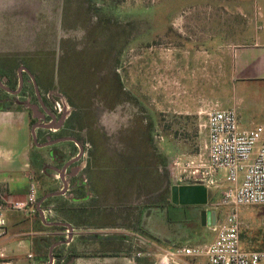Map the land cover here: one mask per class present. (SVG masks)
I'll return each instance as SVG.
<instances>
[{
    "label": "rangeland",
    "instance_id": "1",
    "mask_svg": "<svg viewBox=\"0 0 264 264\" xmlns=\"http://www.w3.org/2000/svg\"><path fill=\"white\" fill-rule=\"evenodd\" d=\"M239 3L0 0V71L15 80L21 65L37 64L30 70L45 76V82L40 79L44 95L49 89L61 110L72 112L64 130L48 134L74 136L83 146L84 155L75 165L81 171L73 176L74 170L67 180L71 185L82 181L87 197L76 188L81 193L72 195V189L44 204L52 207L49 221L72 228L71 240L61 246L65 256L77 257L67 264H153L155 257L136 254L214 240L211 216L222 223L231 211L230 206L216 207L224 172L207 189L205 205L174 203L170 189L178 183L172 161L181 156L194 164L206 159L204 123L215 109L233 108L241 129L264 131V81L236 82L230 58L232 40H248L251 33L222 31L226 25L247 22V17L233 14ZM99 9L117 23L98 22ZM18 100L22 103L6 107L30 121L25 101L20 96ZM1 120L12 124L16 118ZM25 137L5 132L4 138L11 139H2L1 147L17 150ZM54 148L65 160L74 153L68 141L30 148L37 198L58 187L41 173L42 163L52 165L48 153ZM45 170L51 173L47 166ZM6 183L0 186L7 221L0 248L8 246V251H0V264H36L37 250L43 252L57 238V230L36 231V216L13 211L3 202ZM202 212L206 225L201 223ZM238 214L240 248L264 251V206L241 208Z\"/></svg>",
    "mask_w": 264,
    "mask_h": 264
},
{
    "label": "built area",
    "instance_id": "2",
    "mask_svg": "<svg viewBox=\"0 0 264 264\" xmlns=\"http://www.w3.org/2000/svg\"><path fill=\"white\" fill-rule=\"evenodd\" d=\"M204 129L206 159L194 164V161H188L183 156L176 157L172 161L175 181L178 184L189 181L208 189L219 181L216 179L218 173L224 172L225 185L216 207L230 206L229 215L224 222L217 223L216 220V224L209 228L215 234L209 244L174 249L155 247V252L137 253L136 257H155L153 264H262L264 251L240 248L238 211L251 206H264V131L261 127L241 129L233 108L208 112ZM8 206L29 217L38 214L34 183L30 182L23 201ZM39 208L43 220L49 222L51 207ZM3 213L0 206V238L6 234L7 222ZM64 233L66 237L69 234L67 229ZM27 257L31 258L32 255L28 254Z\"/></svg>",
    "mask_w": 264,
    "mask_h": 264
},
{
    "label": "crops",
    "instance_id": "3",
    "mask_svg": "<svg viewBox=\"0 0 264 264\" xmlns=\"http://www.w3.org/2000/svg\"><path fill=\"white\" fill-rule=\"evenodd\" d=\"M239 2L234 7L233 10L235 11L233 14L247 17V22L229 24L222 30L223 32L228 30L234 33H251L250 39L248 40H232L233 49L230 58L233 66L234 79L236 82H239V80L252 82L264 81V0H239ZM9 116L16 118V120L12 124L10 122L8 123L7 120L5 122L1 120L0 143L2 139H11L4 138L5 132L9 134L19 132L26 137L23 139L21 147L14 151L9 148L4 149L0 144V186L4 182H7V185L4 186L6 187V194L1 199L8 205L23 201L27 196L28 186L32 181L31 170L29 169L31 139L27 119L23 118V113L0 111V117ZM221 181H224V179H221ZM23 188L26 189L25 193L21 192ZM49 192L45 193L44 196L49 194ZM85 192L87 194L88 191L85 189ZM86 194L84 199L87 197ZM56 223H61V221H57ZM45 226L48 227V225ZM54 234L57 238L65 236L64 231L61 230L55 231ZM4 250L8 251V246H2L0 248L1 252Z\"/></svg>",
    "mask_w": 264,
    "mask_h": 264
},
{
    "label": "flooded vegetation",
    "instance_id": "4",
    "mask_svg": "<svg viewBox=\"0 0 264 264\" xmlns=\"http://www.w3.org/2000/svg\"><path fill=\"white\" fill-rule=\"evenodd\" d=\"M28 65H29L28 67L27 66L24 67L21 65L18 68L15 80L11 79L10 75H8L6 72L0 71V111H3V112L9 111V108L6 107L8 105L12 106L13 104H16V105H18L19 103L21 104L22 101L18 100L19 96L25 101V103L22 105H25L26 108L29 110L30 118H31L30 120L31 122L27 120L29 135L31 139L30 148L34 147L36 149H44V148L53 147V146L61 144V142H64V141H61V139H73V140H69L68 142L70 143L72 150H74V153L68 154L69 156L65 160L64 155L61 154V152L58 149H55V148L51 149L48 155H49L50 162L52 165L48 166V164L45 165V163H42L41 173L45 174V176H49L51 179L57 182L56 185L58 187L54 188V190H51L49 194L61 193L62 191H64V189H65V192L63 195H66V193L72 189H73L72 195L81 193L79 191L85 190L84 187L82 186L84 184L82 183V181H77V183L71 185L69 184L67 180V177L69 178L70 174L74 173L73 172L74 170H75V173L73 174V176H77L79 171H81L80 168L77 171L75 169L76 168L75 165L78 164L79 161H81L84 155V152L82 149L83 146H82V143L80 142L81 140H79L78 138L74 136L61 138L59 134L54 137L48 134V132H51V134H53L55 132L61 131L62 129L64 130L66 128V121L71 117L72 112L67 113L66 110L64 111L61 110L59 102H54L52 96L49 93L50 91L48 88H47L48 93L44 95V93L42 92L41 86H40L41 85L40 82L42 81L45 82L44 81L45 79L44 80L42 79V78H45V76L38 77L36 73L30 70L32 66L38 67L37 64L32 65L31 62L29 61ZM40 79H42V81ZM8 96H10V98ZM48 100H51L54 105L49 106ZM14 112L18 113V111H14ZM44 131H46L47 133L43 134ZM32 134L36 139V144L32 140L33 139ZM40 136H42L41 139H44V141L39 143L38 141L40 139ZM30 157H31V151L29 152V159ZM63 160L65 161L63 162ZM36 164L38 165L39 162H37ZM30 166L32 167L34 166V163L32 162V160L30 161ZM45 166H47L48 169L51 171L49 175L46 174ZM67 170H68V173H67ZM81 179L82 178L80 176V180ZM178 186L179 184L173 187H178ZM76 188H78L79 191ZM171 189H170V200L172 198ZM57 196L61 197V194ZM57 196H54V197H57ZM38 201L40 200H38L37 198V203ZM207 201H208V198H207ZM43 202L40 204L41 208L44 207ZM47 207H51V206H46L44 208H47ZM51 212H53L52 207H51ZM46 223L51 224L53 222L49 221ZM67 237L64 236L65 240H67ZM57 243H59V245L61 246V240ZM58 249L60 250V254L56 257H53L52 252H51L52 261L50 264H61L62 261H65V260L67 261L68 256H65V252L63 253V256H62L63 258L61 261V248L58 247ZM48 262H49V257L44 263H41V264H48Z\"/></svg>",
    "mask_w": 264,
    "mask_h": 264
},
{
    "label": "water",
    "instance_id": "5",
    "mask_svg": "<svg viewBox=\"0 0 264 264\" xmlns=\"http://www.w3.org/2000/svg\"><path fill=\"white\" fill-rule=\"evenodd\" d=\"M33 142L36 144V139L33 136ZM69 140H73V139H61V141H69ZM65 192L62 191L61 193H52V194H47L45 195L38 203H37V212H38V216L40 218V221L42 223H44L45 225L48 226H63L64 228L67 229L68 234V239L65 240L64 242H61V245H66L68 244V242L71 240V236H72V228L69 224L67 223H46L43 220V215L42 212L40 211V204L47 198H51L57 195H63ZM171 201L174 203H180V204H184V205H194V206H201V205H205L207 203V198H208V191L206 189V187H204L201 184H193L192 182L189 181H183L179 184L178 187H173L171 189ZM201 223L202 225H206V215L204 212L201 213ZM216 224V217L215 214H213L211 216V226H214ZM59 245V243H56L55 245H52L51 248L49 249V262L48 264L51 263L52 261V257H51V252L52 249Z\"/></svg>",
    "mask_w": 264,
    "mask_h": 264
},
{
    "label": "trees",
    "instance_id": "6",
    "mask_svg": "<svg viewBox=\"0 0 264 264\" xmlns=\"http://www.w3.org/2000/svg\"><path fill=\"white\" fill-rule=\"evenodd\" d=\"M99 1H104V0H99ZM97 13V20H98V22H110V21H113V23L114 24H116L117 23V21L116 20H113V18L112 17H109L108 15H107V13H105V12H103L101 9H99V11L98 12H96ZM97 24H99V23H97ZM114 39V38H113ZM117 80H118V78H117ZM146 134L148 135V133H147V131H146ZM146 135V136H147ZM38 165H40V162H39V164ZM41 198H39V200H40ZM50 198H48V199H46L44 202H43V205L45 204V202L46 201H48ZM160 200H163V196L161 197H159V201ZM208 201H209V192H208ZM161 204V203H160ZM36 216V218H37V220L36 221H34V223H33V227L36 229V231L38 230H41V231H45L46 229H50V230H61V231H65V228L64 227H60V226H45V224L44 223H42L41 221H40V218H39V216H38V214H36L35 215ZM61 223H63V222H61ZM61 240V242H64L65 241V238L63 237V236H61V238H55L52 242H50L48 245H46L45 246V248L43 249V252H41L40 250L38 251L37 250V254L38 255H36V260H37V262H38V264H41V263H44L46 260H47V258H48V256L46 255L47 253H48V250H49V248L52 246V245H54V244H56L57 242H59ZM58 247L59 246H56L55 248H53V250H52V256L53 257H56V252H58ZM40 249V248H39ZM42 250V249H41ZM62 253H64L63 252V248H62V246H61V254ZM74 257H77L75 254H71V255H69L68 256V258H67V261H66V263L65 264H67L68 262H70V259L71 258H74ZM62 256H61V261H62Z\"/></svg>",
    "mask_w": 264,
    "mask_h": 264
}]
</instances>
